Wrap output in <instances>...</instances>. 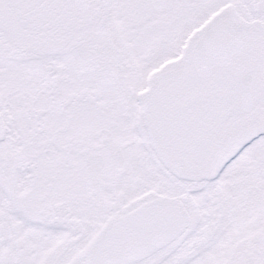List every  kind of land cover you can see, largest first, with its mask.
I'll return each mask as SVG.
<instances>
[{
	"label": "snow or ice",
	"instance_id": "6c2138e0",
	"mask_svg": "<svg viewBox=\"0 0 264 264\" xmlns=\"http://www.w3.org/2000/svg\"><path fill=\"white\" fill-rule=\"evenodd\" d=\"M0 264H264V0H0Z\"/></svg>",
	"mask_w": 264,
	"mask_h": 264
}]
</instances>
